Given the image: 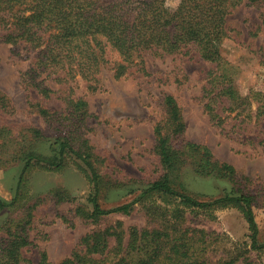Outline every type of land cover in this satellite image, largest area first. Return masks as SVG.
<instances>
[{
  "label": "rangeland",
  "instance_id": "1",
  "mask_svg": "<svg viewBox=\"0 0 264 264\" xmlns=\"http://www.w3.org/2000/svg\"><path fill=\"white\" fill-rule=\"evenodd\" d=\"M179 1L165 3L175 9ZM233 2L235 6L226 17L228 37L222 42L220 55L232 69V87L250 97L251 120L241 128L235 126L239 121L234 120V114L223 128L209 117L207 104L212 95L207 90L217 74L213 64L144 55V72L132 66L119 76L116 67L120 58L108 50L95 90L88 89L80 79L66 86L47 80L45 85L53 93L45 97L22 83V74L31 67L32 53L20 45L15 55L13 47L1 41L0 30V199H13L27 153L50 156L55 139L66 136L74 148L83 141L91 147L103 181L101 206L111 209L129 204L140 189L164 173L156 151L157 134L161 132L173 147H178L180 141L195 143L206 147L214 161L233 167L235 182L255 197L257 240L264 244V114L258 111L263 104L261 96H255L256 100L252 97L253 92L264 91V0L253 4L247 0ZM65 96L87 103L88 116L70 133L62 125L69 124L66 117L47 121L39 114V108L53 113L64 111ZM168 96L181 116L183 131L179 137L172 134L169 124L165 105ZM227 107V101L221 100L218 108ZM179 181L187 194L200 201H212L233 188L232 183L215 175H198L190 163L182 167ZM24 192L21 202L0 212L1 242L8 226L23 219L29 207H34L27 227L31 244L23 250L25 259L21 264H38L41 253H46L49 264H59L79 248L83 237L117 222L123 223L125 229L151 227L157 222L146 213L144 204L134 205L128 215L113 214L95 223L78 215V208L85 213L91 210L87 201L90 185L72 163L59 172L32 170ZM157 204L171 210L178 206L174 201L165 203L160 199ZM183 220L187 227L215 237L207 253L212 263L235 259L232 264H264V247L251 249L248 225L236 207L186 210Z\"/></svg>",
  "mask_w": 264,
  "mask_h": 264
},
{
  "label": "trees",
  "instance_id": "2",
  "mask_svg": "<svg viewBox=\"0 0 264 264\" xmlns=\"http://www.w3.org/2000/svg\"><path fill=\"white\" fill-rule=\"evenodd\" d=\"M234 0H180L175 9L167 7L165 0H0L1 41L11 45L18 55L20 45L32 53L30 69L22 74L25 87L35 88L48 97L51 93L45 82L52 80L66 86L80 79L88 89L95 90L97 74L107 63V51L116 52L120 63L116 75H123L129 67L137 66L144 72V55L157 58L178 57L198 60L215 66L217 74L211 78L208 94L212 97L207 111L213 123L223 128L234 114L235 126L249 125L251 102L249 96L240 95L230 80L231 67L220 55V47L228 37L226 17L235 6ZM253 4L258 0H247ZM220 79V80H219ZM71 93V90H69ZM261 96L264 114V91L253 92ZM63 97L66 109L50 112L39 108V114L50 120L66 117L62 123L69 131H75L88 116L87 103ZM228 103L219 109L221 100ZM3 101V97H0ZM172 134L183 131L181 116L172 97L165 99ZM227 116L223 117V113ZM259 116L256 117L258 120ZM51 155L42 156L29 152L17 180L15 194L10 202L0 199V212L15 206L24 199L27 176L34 169L59 172L72 163L90 185L88 203L90 211L78 208L76 213L93 223L113 214L128 215L134 205L144 204L146 213L157 222L151 227L124 228L123 223L92 231L80 240L79 248L59 264H214L207 258L215 237L203 230L184 225L186 210H207L211 207H236L243 215L249 230L251 249L258 250V226L255 220V197L235 182L233 167L214 161L209 150L201 145L180 141L173 147L168 136L157 134L156 151L164 173L155 181L140 189L129 204L105 209L101 206L102 178L93 162L94 155L87 141L74 148L70 139L60 136L50 146ZM195 166L198 175H215L233 184L222 197L212 201H200L182 189L179 173L185 164ZM178 203L175 210L157 204ZM34 207L26 216L11 223L6 237L0 242V264H21L23 250L30 246L27 227ZM114 245L110 246V240ZM235 259L215 264H232ZM38 264H49L46 253H41Z\"/></svg>",
  "mask_w": 264,
  "mask_h": 264
}]
</instances>
